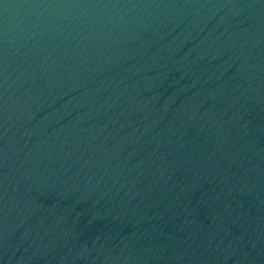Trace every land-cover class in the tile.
Returning a JSON list of instances; mask_svg holds the SVG:
<instances>
[{"label":"water","instance_id":"obj_1","mask_svg":"<svg viewBox=\"0 0 264 264\" xmlns=\"http://www.w3.org/2000/svg\"><path fill=\"white\" fill-rule=\"evenodd\" d=\"M0 264H264V0H0Z\"/></svg>","mask_w":264,"mask_h":264}]
</instances>
